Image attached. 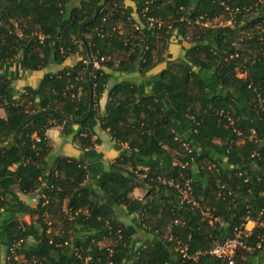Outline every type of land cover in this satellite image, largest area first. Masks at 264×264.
<instances>
[{
  "label": "trees",
  "instance_id": "trees-1",
  "mask_svg": "<svg viewBox=\"0 0 264 264\" xmlns=\"http://www.w3.org/2000/svg\"><path fill=\"white\" fill-rule=\"evenodd\" d=\"M100 3L97 17L81 35V23ZM122 4L123 0L73 4L70 0H0V60L21 47L22 65L34 70L80 54L73 65L45 73L36 87L27 86L17 96L11 80L0 75V105L5 110L0 115V169L22 152V146L26 149L0 173V250L5 248L7 264H21L19 255L28 264H107L109 260L113 264H220L209 250L243 222L245 204L253 207L254 216L257 209L264 210V111L260 107H264L260 31L264 16L256 13L264 3L137 0L142 27H135L130 10ZM200 17L209 23L196 22ZM120 23L126 31H120ZM174 31L188 43L183 57L167 60L149 80L148 92L125 80L114 84L108 90L105 116L99 119L98 101L108 80L102 66L144 73L165 60ZM102 56L109 59L101 61ZM85 59L99 60L100 67ZM89 84L92 113L76 122L88 108ZM80 89L86 92L83 99ZM46 110L61 111L69 118L36 116L23 126L17 141L13 139L19 125ZM97 124L108 130L121 151L100 171L96 188L90 189L85 183L89 171L81 160L58 156L48 161L51 145L45 130L61 125L64 134H73L79 148L91 150L97 141L92 138ZM251 127L256 129L257 141L243 137ZM184 141L189 151L182 146ZM186 161V167H181ZM143 166L148 167L147 177L139 178L135 170ZM185 177L191 178L195 200L213 208L221 221L210 223L199 207L181 201L168 180L182 182ZM218 183L229 185L234 194L221 199ZM136 186L147 188L141 199L130 196ZM36 190L40 197L34 207L18 194ZM123 210L124 215L138 213L139 217L125 222L120 217ZM48 212L55 213L57 221H49ZM26 214L33 218L28 224L22 220ZM260 222L248 239L251 248L237 250L236 264H254L252 258L264 252V212ZM58 226L60 231L54 233ZM139 229L149 237L134 247L133 235ZM29 237L36 242L28 243ZM105 238L112 239L107 245L113 249L110 255L107 246L100 244ZM177 240L186 243L194 259L182 257Z\"/></svg>",
  "mask_w": 264,
  "mask_h": 264
},
{
  "label": "crops",
  "instance_id": "crops-1",
  "mask_svg": "<svg viewBox=\"0 0 264 264\" xmlns=\"http://www.w3.org/2000/svg\"><path fill=\"white\" fill-rule=\"evenodd\" d=\"M76 0H70V4H73ZM136 1L137 0H123V6L130 10V17L135 21V27H142L143 24L136 13ZM264 3V0H260ZM9 3V2H8ZM260 16H264V6L261 9L256 10ZM13 23V27L17 33L19 28H17V22L11 18ZM215 21H219L218 18ZM221 23V21L219 22ZM120 31H126L124 29L123 24H119ZM260 31L264 35V26ZM188 46L187 41L182 38L180 35L175 34L173 32L167 49L164 52L165 60L155 64L152 68L144 73H140L136 68L132 72H121L116 69V65L112 67L102 66V69L105 73L108 74V80L106 84V88L101 94L98 106H97V115L98 118H102L105 116V104L108 99V90L117 82L120 81H129L133 84L140 85V87L144 88L145 92H148L151 89V84L149 80L154 77L158 72H160L165 66L167 60L182 58L184 55V48ZM22 48L17 47L15 53L10 58H6L5 60H0V75H4L7 79L11 80L12 87L14 88V95L17 96L22 93L25 87H36L40 81V79L47 72H57L59 69H62L65 66L73 65L79 58L80 54L75 52L70 54L62 63L51 62L47 66L40 69H28L24 67L21 63L22 57ZM79 98L83 99L86 95L84 90L78 91ZM5 110L3 106L0 105V115H4ZM73 129H76L77 126L73 125ZM94 139H97L93 148L91 150H83L79 148V146L75 143L73 139V134H64L62 132L61 125H54L45 130V135L49 140L51 145L50 153L48 154V161H52L54 158L58 156L73 158L77 160H81L83 165L88 168V176L86 179V184L90 187V189L96 188V180L100 174L102 169H106L108 165L114 162L115 158L121 151V148H117L115 145L114 139L109 134L108 130L99 127L97 124L95 127ZM35 136V135H34ZM125 146V144H123ZM16 165H13L11 169H14ZM147 193L146 186H136L130 192V196L136 199H141ZM19 197L22 201L26 202L30 206H36L38 202V198L40 197L39 191H34L33 193H20L18 192ZM47 201V200H46ZM66 201L62 203V209L65 208ZM121 219L125 222L131 223L134 219L139 217L138 213L124 215V210L120 215ZM49 221H57L56 214L53 212H48ZM24 223H30L33 221L29 215H24L22 217ZM54 227L52 228V230ZM56 230V229H55ZM148 235L141 229H139L133 235L134 239V247L142 244L145 239H148ZM28 243L32 244L36 242L35 238L29 237ZM112 243L111 238H105L100 244L107 245ZM19 261L22 263L25 259L23 255L18 256ZM264 263V252L260 255H256L252 258V263ZM0 264H7L6 262V251L4 247H1L0 250ZM25 264V263H22Z\"/></svg>",
  "mask_w": 264,
  "mask_h": 264
},
{
  "label": "built area",
  "instance_id": "built-area-1",
  "mask_svg": "<svg viewBox=\"0 0 264 264\" xmlns=\"http://www.w3.org/2000/svg\"><path fill=\"white\" fill-rule=\"evenodd\" d=\"M202 17L197 18L195 21L196 22H200L202 24L207 25L209 22L208 21H203L201 20ZM149 21H153V19L151 17L148 18ZM216 25V24H213ZM18 36H22V32L19 29L17 31ZM41 38V36H40ZM101 61L102 60H108L109 57H100L99 58ZM85 62H89V63H93L94 67L99 68L100 67V63L99 60L97 59H85ZM114 61H117L114 59ZM261 101L259 100V103ZM261 110L264 111V107L261 106ZM217 113L222 114L223 110H218ZM227 119L229 121H232L231 116H227ZM237 134L238 135H242V132L240 130H237ZM243 137L247 138L248 140H253V141H257V133H256V129L251 127L248 131V133L246 135H244ZM93 140H94V135H93ZM34 139L36 141H39V137L34 136ZM182 146L187 149L189 151V146L187 142H182ZM256 152L255 150L251 153V156H255ZM187 165V161L184 163H181V167H186ZM211 166H214V163L210 164ZM147 171H148V167L147 166H143L140 170H135V174L137 177L139 178H146L147 177ZM56 173V171H54ZM241 174V173H239ZM245 181L248 180V177L244 178ZM163 181H165V179H163ZM168 183L170 184H174V186L177 188L180 197H181V201L184 202H189L194 206L199 207L200 210V214L202 215V217H204L205 219H207L210 223L216 222V221H221V216L218 214H215L213 211V208L206 206V205H201L199 204L198 201L195 200V198L192 195V185H191V178L189 177H185L182 182H176L173 183L171 180H168ZM45 186H48L47 184H45ZM51 188L53 187V185L50 186ZM218 187V192H217V196L221 197V199H225L226 197H231L234 194V191L231 189V187L227 184L224 183H218L217 184ZM264 192H261V194H263ZM42 196L45 195V193L41 194ZM46 197V196H45ZM264 210L262 208L257 209V213L254 216L253 215V207L250 204H245L244 206V210H243V216H242V223L239 225H234L232 228V232L231 235L225 239H223L222 241H218L215 242L213 244V246L211 247V249L209 250V253L216 256L219 260H220V264H236L235 261V255L238 249L240 248H244V249H250L251 246L248 243V239L251 236V232L252 229L258 225L261 224V215L263 214ZM264 224V222H263ZM119 232V230H118ZM168 238L170 237L169 235L167 236ZM177 242L179 243V252L182 255V257H190V258H195L194 256H191L187 253V245L184 241L181 240H177ZM259 242L257 243V246H259ZM109 245V244H107ZM106 245V246H107ZM107 250L109 251V255L112 254L113 249L110 246L106 247ZM86 259H89V257H87ZM107 264H113L112 260L107 261Z\"/></svg>",
  "mask_w": 264,
  "mask_h": 264
},
{
  "label": "water",
  "instance_id": "water-1",
  "mask_svg": "<svg viewBox=\"0 0 264 264\" xmlns=\"http://www.w3.org/2000/svg\"><path fill=\"white\" fill-rule=\"evenodd\" d=\"M104 1H106V0H104ZM101 7H102V3H100V4H98L96 7H95V11H94V13H93V15L91 16V17H89L87 20H85V21H83L82 23H81V25H80V28H79V32H80V34L82 35V30H83V28L87 25V24H89V23H91L96 17H97V15H98V12H99V10L101 9ZM85 49H86V51H88V47L87 46H85ZM92 109H93V92H92V90H91V86H90V84H89V97H88V108H87V110H86V113L84 114V116L82 117V118H80V119H76L75 121L76 122H83V121H85L90 115H91V113H92ZM43 114H55V115H60V116H65L66 118H69V117H67L63 112H61V111H51V110H46V111H42V112H39V113H36V114H34V115H32L24 124H21V125H19L17 128H16V130H15V133L13 134V139L15 140V141H17V137H18V134H19V132H20V130L23 128V126L25 125V124H27V123H29L33 118H35L36 116H39V115H43ZM21 149H22V152L21 153H19V155H17L16 157H14L13 159H11L10 161H8L5 165H3L2 167H1V169H0V173L3 171V170H5L16 158H18L19 156H21L22 154H24L25 153V151H26V149H25V147H21Z\"/></svg>",
  "mask_w": 264,
  "mask_h": 264
},
{
  "label": "rangeland",
  "instance_id": "rangeland-1",
  "mask_svg": "<svg viewBox=\"0 0 264 264\" xmlns=\"http://www.w3.org/2000/svg\"><path fill=\"white\" fill-rule=\"evenodd\" d=\"M56 230L54 231V233H58L59 231H60V227L58 226V227H56L55 228ZM110 244V243H109ZM24 261H22V263H25V264H28V261L26 260V259H23ZM21 263V264H22Z\"/></svg>",
  "mask_w": 264,
  "mask_h": 264
}]
</instances>
